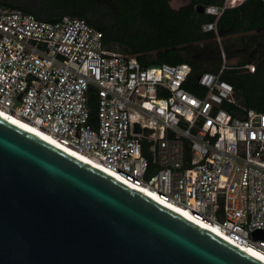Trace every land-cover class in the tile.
Returning a JSON list of instances; mask_svg holds the SVG:
<instances>
[{"label":"built area","instance_id":"obj_1","mask_svg":"<svg viewBox=\"0 0 264 264\" xmlns=\"http://www.w3.org/2000/svg\"><path fill=\"white\" fill-rule=\"evenodd\" d=\"M243 1L205 12L218 20ZM217 20L203 30L217 32ZM230 68L255 72L227 61L197 79L189 64L143 67L83 19L42 22L0 5V109L264 257L254 236L264 233V114L224 110L235 102L221 79Z\"/></svg>","mask_w":264,"mask_h":264},{"label":"water","instance_id":"obj_2","mask_svg":"<svg viewBox=\"0 0 264 264\" xmlns=\"http://www.w3.org/2000/svg\"><path fill=\"white\" fill-rule=\"evenodd\" d=\"M0 264L264 262L0 116Z\"/></svg>","mask_w":264,"mask_h":264},{"label":"trees","instance_id":"obj_3","mask_svg":"<svg viewBox=\"0 0 264 264\" xmlns=\"http://www.w3.org/2000/svg\"><path fill=\"white\" fill-rule=\"evenodd\" d=\"M171 1L0 0V5L42 22L83 19L103 33L112 49L136 57L143 67L189 64L194 79L205 72L219 74L225 61L234 67L252 64L254 73L224 70L221 79L233 86L235 102L223 108L231 118L241 120L248 111L264 114V0H244L225 9L218 20L198 8L224 7L227 0H190L180 9H174ZM216 20L217 32L203 30ZM187 88L198 94L193 85ZM90 106L95 121L97 98L93 94Z\"/></svg>","mask_w":264,"mask_h":264},{"label":"bare ground","instance_id":"obj_4","mask_svg":"<svg viewBox=\"0 0 264 264\" xmlns=\"http://www.w3.org/2000/svg\"><path fill=\"white\" fill-rule=\"evenodd\" d=\"M0 116L8 121H10L11 123L15 124L16 126L30 132L31 134L38 136L44 140H46L47 142L53 144L54 146H56L57 148L63 150L64 152L70 154L71 156H74L75 158L82 160L83 162L105 172L106 174L114 177L117 180H120L121 182H123L124 184L130 186L131 188H134L136 190H138L139 192H142L143 194H145L146 196L152 198L153 200L163 204L164 206L170 208L171 210H174L175 212L181 214L182 216H184L185 218H187L188 220H191L192 222L202 226L203 228H205L206 230L214 233L215 235H217L218 237L222 238L223 240H226L227 242H229L226 237H224L220 232H218L214 227H212L211 225L204 223V222H199L197 220H195L190 214H188L187 212H185L184 210L172 205V204H167L162 202L152 191L148 190L147 188L144 187H137L134 185H131L129 183H126L125 181L119 179L116 175H114L113 173L105 170L103 167H101L99 164L95 163L93 160H91L90 158H88L87 156L76 152L74 150H71L65 146H62L61 144H59L53 137H51L50 135L42 132L41 130H39L36 126L16 117L13 116L12 114L7 113L6 111L0 109ZM235 246V245H234ZM247 253H249L250 255L254 256L255 258L261 260L262 262H264V257L261 256L260 254L256 253L253 250H248V249H241Z\"/></svg>","mask_w":264,"mask_h":264},{"label":"crops","instance_id":"obj_5","mask_svg":"<svg viewBox=\"0 0 264 264\" xmlns=\"http://www.w3.org/2000/svg\"><path fill=\"white\" fill-rule=\"evenodd\" d=\"M190 1V0H189ZM189 1L187 2H184V0H177L176 1V5L177 7H173V2L174 0L171 1V6L174 8V9H180L183 5H185L186 3H188Z\"/></svg>","mask_w":264,"mask_h":264},{"label":"rangeland","instance_id":"obj_6","mask_svg":"<svg viewBox=\"0 0 264 264\" xmlns=\"http://www.w3.org/2000/svg\"><path fill=\"white\" fill-rule=\"evenodd\" d=\"M176 1L177 0H174V2H173V7H177V5H176ZM187 1H189V0H184V2H187ZM221 40V39H220Z\"/></svg>","mask_w":264,"mask_h":264}]
</instances>
